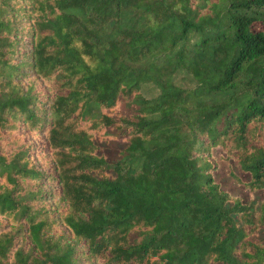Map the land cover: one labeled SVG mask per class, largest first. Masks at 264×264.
<instances>
[{"label": "trees", "instance_id": "16d2710c", "mask_svg": "<svg viewBox=\"0 0 264 264\" xmlns=\"http://www.w3.org/2000/svg\"><path fill=\"white\" fill-rule=\"evenodd\" d=\"M213 149L264 190V0H0V264H264Z\"/></svg>", "mask_w": 264, "mask_h": 264}, {"label": "rangeland", "instance_id": "374dc122", "mask_svg": "<svg viewBox=\"0 0 264 264\" xmlns=\"http://www.w3.org/2000/svg\"><path fill=\"white\" fill-rule=\"evenodd\" d=\"M175 82L181 87H192L194 85L191 76L183 71L176 74ZM141 92L145 97L150 98L155 96L158 90L151 84H143ZM212 154L216 158V169L212 172V175L223 190L237 195L243 202H248L250 199L264 201V190L251 193L243 187L242 182L249 178L248 174L240 171L233 162H227L219 158V150L213 149Z\"/></svg>", "mask_w": 264, "mask_h": 264}]
</instances>
